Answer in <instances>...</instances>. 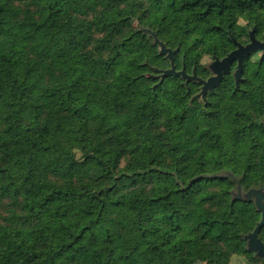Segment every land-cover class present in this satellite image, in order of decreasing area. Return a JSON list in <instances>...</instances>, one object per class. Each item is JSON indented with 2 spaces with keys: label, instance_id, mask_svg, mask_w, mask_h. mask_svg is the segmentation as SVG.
I'll return each mask as SVG.
<instances>
[{
  "label": "trees",
  "instance_id": "obj_1",
  "mask_svg": "<svg viewBox=\"0 0 264 264\" xmlns=\"http://www.w3.org/2000/svg\"><path fill=\"white\" fill-rule=\"evenodd\" d=\"M243 2L0 0V264H264L245 239L259 211L234 193L264 188V65L206 102L156 78L155 38L206 77L199 48L246 35Z\"/></svg>",
  "mask_w": 264,
  "mask_h": 264
},
{
  "label": "water",
  "instance_id": "obj_2",
  "mask_svg": "<svg viewBox=\"0 0 264 264\" xmlns=\"http://www.w3.org/2000/svg\"><path fill=\"white\" fill-rule=\"evenodd\" d=\"M251 36V43L247 45H241L238 44V47L234 50H232L227 56H225L222 59H215L211 62L209 68L213 70L215 73L211 76H209L206 79H203L202 77H198L196 73L194 72L193 74H188L183 68L180 70H176L175 66L173 64L174 61V53L176 50H170L167 49L164 45L161 44V49H160V54L165 55L169 61H170V68L163 70L159 74V83L167 76L176 75V76H181L183 79L186 80V82L193 80L198 82L201 85L200 93L199 95L205 99V94L206 91L212 90L214 87L219 86L224 73L229 71V64L233 59L238 60L237 64V72L236 76L237 79L235 80L236 85L238 84V79L241 76V69H240V64H241V57L251 51V50H258V49H264V42L257 41L256 39L253 38L252 33H250ZM251 192H254L256 198L254 200V205L257 208V210L260 212L261 219L255 226L252 232L248 233L245 236V239H247V246L248 249L256 251L257 255L260 257L264 256V245L260 242V240L257 238V234L261 227L264 225V202L262 201V195L260 194V191L258 190H250L248 192V195L251 194ZM237 197V196H236ZM250 199V197L248 198Z\"/></svg>",
  "mask_w": 264,
  "mask_h": 264
},
{
  "label": "flooded vegetation",
  "instance_id": "obj_3",
  "mask_svg": "<svg viewBox=\"0 0 264 264\" xmlns=\"http://www.w3.org/2000/svg\"><path fill=\"white\" fill-rule=\"evenodd\" d=\"M238 7L239 8H244V9H246L247 11H256V12H258V14H259V12H261L262 10H264V0H244V2L243 3H241V4H238ZM247 14H249V13H247ZM258 14L254 17V19L252 20V23L250 24V19L248 20V16L245 18L246 19V21H245V23H244V25L245 26H251V27H253L254 25H257V26H259V25H261V24H263L261 21H259L258 20ZM244 15H246V13H244L243 15H238V16H236V18H235V20H234V22H238V19L240 18V17H242V16H244ZM257 22L256 24H254V22ZM254 28V30H251L250 31V29H248L247 31H246V35H244L243 36V39L242 38H240L241 40L239 41V43L241 44V45H247V44H249V43H251V36H250V33H252V36H253V38L254 39H256L257 41H260V42H264V38H261L260 36H259V33L261 32L260 30L258 31V30H256L255 29V26L253 27ZM250 31V32H249ZM233 42L236 44L235 45V49L238 47V44L235 42V40H233ZM233 48V49H234ZM228 55V54H227ZM226 55V56H227ZM241 64H240V69H241V77H240V79H239V81H238V84L236 85V82H235V79H234V75L232 74V78H233V80H234V83H235V86H238L239 85V83H240V81H242V79H243V77H244V72H243V69H242V67H243V65H245L246 66V68L248 67H250L251 69H255L254 70V74H256L257 73V71L260 69V66H262V65H264V49H258V50H251V51H249V52H247V53H245L242 57H241ZM237 64H238V60L237 59H233L231 62H230V64H229V71L228 72H230V73H233V70H235V68H237ZM224 76V75H223ZM224 78V77H223ZM223 78H222V80H223ZM221 80V81H222ZM221 83V82H220ZM209 91V90H208ZM206 93H207V91H206ZM206 95V94H205ZM237 179H235V182H236V185H235V187H236V190L234 191V193L236 194V196L239 198V199H247V200H249V201H253V203H254V200H255V198H256V196H255V194H254V192H251V194L248 196L247 195V192L248 191H250V190H258V191H260V194L262 195V201L264 202V188H262V187H260V188H253V187H251V188H248L247 190H243L242 189V187H240V185H239V182H238V180L236 181ZM233 193V194H234ZM250 197V199H248ZM259 214H260V212H259ZM260 231V230H259ZM258 234H259V232H258ZM258 234H257V238L260 240V242L264 245V240H261L260 238H259V236H258ZM246 242V241H245ZM250 250V249H249ZM252 252H253V254H255L258 258H261L262 260H264V256L263 257H260L259 255H257V253H256V251H254V250H251ZM261 262V261H260ZM257 264H263V263H257Z\"/></svg>",
  "mask_w": 264,
  "mask_h": 264
},
{
  "label": "rangeland",
  "instance_id": "obj_4",
  "mask_svg": "<svg viewBox=\"0 0 264 264\" xmlns=\"http://www.w3.org/2000/svg\"><path fill=\"white\" fill-rule=\"evenodd\" d=\"M234 10H236V11H238V9H240L239 7H238V5H236L234 8H233ZM246 10V9H245ZM244 13H246V15H244V16H242V17H240L239 19H238V22L236 23V22H234L235 23V25L236 26H243L244 25V23H245V21H246V17L248 18V20L250 19V24L252 23V20L254 19V17L258 14V12H256V11H244V12H242V13H236V15H235V18H236V16H238V15H243ZM247 13H249V14H247ZM235 20V19H234ZM258 20L259 21H261L263 24H261L262 25V28H261V32L259 33V36L261 37V38H264V10H262L261 12H259V14H258ZM258 22V21H257ZM256 21L254 22V24H256L257 23ZM258 25V24H257ZM257 25H254L255 26V29L257 30ZM135 26H137V27H139L138 26V24H135ZM253 26V27H254ZM253 27H251V26H248V28H247V30L248 29H250V31L251 30H254V28ZM139 29H144V30H148L147 28H145V27H141V28H139ZM249 31V32H250ZM230 38L232 39V40H235V42L237 43V44H240L239 43V41H240V39H236L232 34H230ZM241 38L243 39V36H241ZM154 41H156L158 44H159V47H160V49H161V44L162 45H164L161 41H158V39L157 38H155L154 39ZM233 45H234V47H235V43H233ZM165 46V45H164ZM233 47V48H234ZM167 48V47H166ZM231 49L227 54H229L232 50H234V49ZM167 49H169V48H167ZM171 50V49H170ZM173 50V49H172ZM199 52H200V63H199V66H200V69H205L206 68V70H208V75L206 76V77H202L203 79H206V78H208L209 76H211V75H213L215 72L213 71V70H211L210 68H209V66H210V64H211V62L213 61V60H215V59H222V58H224L225 56H223V57H220V58H218V57H214V55H210V54H208V53H206L203 49H202V47H200L199 48ZM248 68V67H247ZM249 69V71H253V69H251L250 67L248 68ZM255 70V69H254ZM195 71H193L192 73H190V74H193ZM236 72H237V69L235 68V70H233V73H230V72H226V73H224V76L223 77H225L226 75H229V76H231L232 74L234 75V79L236 80L237 79V76H236ZM196 73V72H195ZM196 75H197V73H196ZM198 76V75H197ZM199 77V76H198ZM241 77V76H240ZM156 78L159 80L160 78H159V75H156ZM201 78V77H200ZM240 79V78H239ZM239 79H238V81H239ZM222 82V81H221ZM200 89H201V85H200ZM199 93H200V90H199V92L196 94V97L198 98V99H200L201 101H204V102H206L207 101V99H206V97H205V99H203L200 95H199ZM235 139H236V144H237V146H242L244 143H245V141H246V137H245V135L244 134H237L236 135V137H235ZM221 141H223V139L221 138ZM76 146L77 147H79L80 146V144L79 143H76ZM160 154H161V156H163V157H167L168 156V153H167V147L164 145V146H162L161 147V149H160ZM235 159H237V158H235ZM192 168L193 169H195V170H198V165H197V163L196 162H194V161H192ZM249 192V191H248ZM248 192H247V195H248ZM249 196V195H248ZM0 214H4V209H3V207L0 205ZM189 264H204V260H203V258L198 254V253H196V252H192V254L190 255V257H189ZM230 264H247V262H246V259L243 257H232L231 258V260H230Z\"/></svg>",
  "mask_w": 264,
  "mask_h": 264
}]
</instances>
